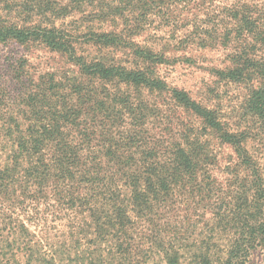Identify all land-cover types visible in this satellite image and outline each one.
Here are the masks:
<instances>
[{"label": "trees", "instance_id": "16d2710c", "mask_svg": "<svg viewBox=\"0 0 264 264\" xmlns=\"http://www.w3.org/2000/svg\"><path fill=\"white\" fill-rule=\"evenodd\" d=\"M227 11V20L217 18L215 24L230 20L233 33L251 38L249 52L254 53L241 61L264 79V0H238ZM111 38L101 35L96 41L117 43ZM8 41H41L71 54L80 77L58 80L51 74L33 81L29 101L41 107L33 112L36 120L1 128L5 137L14 138L4 159L0 131V264H149L156 256L164 264H185L182 239L170 219L162 221L178 195L190 190L208 197L212 232L218 233L207 249L191 252L187 260L252 264L257 259L264 264V176L244 147L243 135L225 131L214 112L172 91L174 100L235 149L242 173H235L237 188L227 190L213 174L217 157L201 153L195 139L177 143L157 136L146 113L139 111L130 89L168 90L155 73L86 63L58 29L0 27V44ZM146 55L144 60L151 59ZM162 61L154 56L150 63ZM81 78L103 83L93 88ZM114 81L127 89L112 90ZM249 102L264 117V81ZM115 120L121 131L108 125ZM64 219L71 234L60 232L55 240L51 223Z\"/></svg>", "mask_w": 264, "mask_h": 264}, {"label": "rangeland", "instance_id": "374dc122", "mask_svg": "<svg viewBox=\"0 0 264 264\" xmlns=\"http://www.w3.org/2000/svg\"><path fill=\"white\" fill-rule=\"evenodd\" d=\"M237 1L0 0V27L26 32L58 29L72 39L74 55L86 63L155 73L168 90L148 91L140 86L130 89L139 111L146 113L157 136L177 143L195 139L196 145L203 147L201 153L217 157L213 174L230 190L231 186L237 188L235 173H242L236 168L235 149L206 127L190 108L174 100L171 93H185L202 108L214 112L225 131L243 135L244 147L264 176V117L254 112L249 102L252 91L264 79L254 74L250 66L243 67L241 61L254 53L249 52L251 38L233 33L231 30L236 27L229 19L215 24L217 18L227 20V10ZM101 35H112L111 40L117 43L99 44L96 38ZM147 53L151 59L144 60L142 57ZM154 56L162 58V63H150L154 62ZM72 60L71 54L54 51L41 41L0 44V131L4 159L13 150L14 137H5L1 128L28 126L36 120L33 112L41 109L29 101L32 82L45 76L49 79L51 74L58 80L79 78ZM246 68L249 71L245 75L232 77V72ZM80 80L89 87H100L103 83L90 78ZM109 87L127 89L118 81L110 82ZM118 124L115 120L108 125L121 131ZM167 218L174 234L182 239L187 258L191 252L207 249L218 233L212 232L215 224L209 199L197 191L179 194L162 222ZM51 227L55 240L61 236L60 232L67 237L71 234L66 219L51 223ZM187 258L184 263L192 264ZM153 259L149 264H164L159 256ZM252 264L260 261L255 259Z\"/></svg>", "mask_w": 264, "mask_h": 264}]
</instances>
